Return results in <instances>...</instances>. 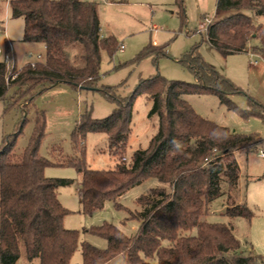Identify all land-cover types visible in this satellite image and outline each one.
<instances>
[{
  "label": "trees",
  "instance_id": "obj_1",
  "mask_svg": "<svg viewBox=\"0 0 264 264\" xmlns=\"http://www.w3.org/2000/svg\"><path fill=\"white\" fill-rule=\"evenodd\" d=\"M173 4L184 24V0H173ZM215 7L217 19L208 24L205 41L227 56L246 52L249 42L256 40L252 49L264 57V26L247 14L264 15V0H216ZM8 8L12 17L23 19L22 40L43 43L45 56L19 68L13 65L9 73L13 53L5 42L7 58L0 60V101L7 106L18 104L23 114L14 132L0 143V264H15L20 243L28 261L70 264L79 231L63 226V216L69 211L57 197V188L70 180L45 177L43 170L48 165H69L77 170L81 211L87 215L101 209L106 200L122 208L117 202L121 194L147 178L167 185L150 188L136 199L149 210L144 215L129 211L127 218L139 222L133 236L108 222L84 228L103 237L106 246L80 242L81 264H106L118 256L122 264H147L145 259L153 256L157 264H258V255L241 250L231 224L211 219V204L221 198L222 215L251 220L252 211L236 198L239 166L234 153L256 148L261 140L202 117L183 96L215 95L239 116L262 121L264 105L245 93L247 107H238L231 96L244 92L203 59L198 44L180 59L193 75L191 82L154 74L141 78L129 95L119 96L115 86L100 84L101 50L112 56L117 42L112 35L101 36L97 2L9 0ZM221 13L226 14L218 18ZM146 55L153 59L165 55L164 47L146 46L135 60ZM57 83L100 91L116 106L99 119L85 110L70 134L71 153L56 145L50 147L48 156L39 152L45 135L44 113L35 109L27 144L18 150L16 139L33 99ZM137 94L151 102L149 114L158 117L157 130L147 147L134 150L129 161L118 158L112 169H89L84 156L86 134L105 133L110 152L121 156L131 132ZM193 228L194 234L185 233Z\"/></svg>",
  "mask_w": 264,
  "mask_h": 264
},
{
  "label": "rangeland",
  "instance_id": "obj_2",
  "mask_svg": "<svg viewBox=\"0 0 264 264\" xmlns=\"http://www.w3.org/2000/svg\"><path fill=\"white\" fill-rule=\"evenodd\" d=\"M9 0H0V60L5 58V40L12 45L13 61L16 68L30 62L41 61L45 56L43 43L22 40L23 19L12 17L8 8ZM98 3L101 36L112 35L117 42V49L108 55L101 50L100 84L115 86L119 96L129 95L138 81L154 74L167 79L191 82L192 73L185 68L180 59L194 44L203 59L213 65L219 72L232 80L244 93L231 96L240 108L247 107L245 93L253 96L264 105V57L253 52L234 53L222 56L204 39L205 31H199L201 22L210 23L216 20V0H184L185 23L182 24L173 0H87ZM226 13H221V18ZM255 22L264 26V15L254 16L247 11ZM156 27L153 29L152 27ZM8 42V43H9ZM254 46L257 41H250ZM122 44L123 49L118 45ZM164 47L165 55H146L135 60L136 55L146 46ZM163 46V47H162ZM255 61V63H254ZM8 63V62H7ZM9 65L11 63H8ZM183 98L202 117L226 126L240 134H252L260 138L256 148L239 150L234 153L239 166V180L236 198L245 203L252 211L251 220L228 218L222 215L221 198L212 202L211 219L232 225L234 235L240 240L241 250L258 255L264 264V158L257 152L264 148V121L258 117L243 118L228 109L215 95L190 94ZM115 101L100 91L76 88L67 83H57L45 88L35 96L33 104L26 113L27 121L22 133L16 139V148L23 149L28 141L33 126L35 109L41 110L45 118V135L39 145V152L48 156L50 147L61 146L63 152L71 153L70 134L81 114L90 111L92 118H104L115 108ZM151 102L143 95L134 96L132 104L131 132L128 135L123 154L115 157L108 147L107 135L102 132H89L84 139L85 161L89 169H112L118 158L126 161L134 150L147 147L150 138L157 130L158 117L149 114ZM22 111L18 104L7 106L0 101V143L6 135L12 134L22 119ZM43 174L47 178H63L70 183L57 188V197L69 212L63 216L65 228L79 231V244L74 251L70 264H81L80 242L85 241L95 247L104 248L106 240L96 234L84 231V228L98 226L103 222L112 223L127 236H133L138 228L136 219H128L129 211L143 214L136 199L146 195L153 187H166L155 178H147L129 188L117 199L122 208H116L111 200H106L101 209L90 215L84 214L80 206V175L69 165H48ZM224 199V198H223ZM148 208V207H147ZM195 233V229L185 232ZM167 245V241L162 242ZM147 264H157L155 256L145 259ZM15 264H39L38 259L28 261L24 246L19 244V258ZM106 264H122L118 256Z\"/></svg>",
  "mask_w": 264,
  "mask_h": 264
},
{
  "label": "built area",
  "instance_id": "obj_3",
  "mask_svg": "<svg viewBox=\"0 0 264 264\" xmlns=\"http://www.w3.org/2000/svg\"><path fill=\"white\" fill-rule=\"evenodd\" d=\"M207 26H208V23H205V22H201L200 23V25H199V31H201V30H206V28H207ZM153 29H156V27H152ZM118 48L119 49H123V46H122V44H119L118 45ZM0 52H2L1 50H0ZM254 55H258V54H254ZM259 56H260V54H259ZM5 58H7V55L5 54ZM254 63H255V61H254ZM12 67H13V65H12V63L10 64V65H8V69H9V73H10V70L12 69ZM8 73V74H9ZM257 156L258 157H260V158H264V148H262V149H260L258 152H257Z\"/></svg>",
  "mask_w": 264,
  "mask_h": 264
},
{
  "label": "crops",
  "instance_id": "obj_4",
  "mask_svg": "<svg viewBox=\"0 0 264 264\" xmlns=\"http://www.w3.org/2000/svg\"><path fill=\"white\" fill-rule=\"evenodd\" d=\"M100 1L104 2V0H100ZM105 2H108V0H105ZM214 16H215V15H214ZM5 41L9 42V40H5ZM250 44H251V43L249 42V44H248V46H247V49H246V52L250 51V52H253V53L257 54L256 51H254V50L252 49V47L250 46ZM9 47H10V49H11V51H12V45H11L10 42H9ZM258 55H259V54H258ZM260 56H261V55H260ZM148 210H149V207H148V208L146 207V209L144 210V213H143L142 215H144Z\"/></svg>",
  "mask_w": 264,
  "mask_h": 264
}]
</instances>
